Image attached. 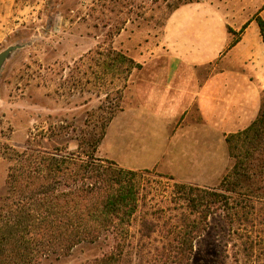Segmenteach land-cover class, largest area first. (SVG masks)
I'll return each instance as SVG.
<instances>
[{"label":"rangeland","instance_id":"1","mask_svg":"<svg viewBox=\"0 0 264 264\" xmlns=\"http://www.w3.org/2000/svg\"><path fill=\"white\" fill-rule=\"evenodd\" d=\"M19 2L18 11L0 19V53L13 45L22 46L0 73V206L8 195V175L15 159L12 149L53 153L66 147L76 152L82 139L97 132V122L114 107L121 89L122 110L106 128L96 154L125 169L151 171L143 211L149 213L147 219L157 231L143 240L141 253L132 250L128 264H161L160 253L153 249L161 245L173 222L171 211L163 212L174 207V181L168 177L179 183L216 187L234 160L225 137L223 145L220 140L214 142L215 146L210 143L207 162L193 164L187 170L181 168L168 141L174 125L161 121L155 109H137L132 87L163 75L168 56L159 46L167 21L177 8L207 3L224 14L235 41L256 15L264 19V0ZM111 50L141 67L132 68ZM227 54L225 50L210 65L195 70L214 74L224 68ZM261 89L262 107L264 82ZM141 222L139 217L133 223L134 245L142 237L138 233ZM244 239L230 233L223 215H214L208 229L194 242L189 264H264V226L253 230L250 257L243 252ZM114 243L110 235L95 244L78 245L68 257H51L39 264H86L109 252Z\"/></svg>","mask_w":264,"mask_h":264},{"label":"trees","instance_id":"2","mask_svg":"<svg viewBox=\"0 0 264 264\" xmlns=\"http://www.w3.org/2000/svg\"><path fill=\"white\" fill-rule=\"evenodd\" d=\"M253 20L264 42V19L258 14ZM111 51L132 68L141 67ZM117 94L114 107L97 122V132L82 139L76 152L66 147L53 153L12 149L8 195L0 206V264L68 257L78 245L95 244L110 235L115 241L111 250L86 264H128L133 251L141 253L143 240L156 233L149 213L143 211L151 171L125 169L96 154L106 128L122 110V90ZM226 143L234 164L218 186H195L168 177L174 181V207L163 212L170 210L173 222L153 249L160 253L161 264H189L194 242L217 214L223 215L231 234L245 238L243 252L252 256L253 230L264 226V103L255 121L227 135ZM139 217L142 237L134 245L133 223Z\"/></svg>","mask_w":264,"mask_h":264},{"label":"crops","instance_id":"3","mask_svg":"<svg viewBox=\"0 0 264 264\" xmlns=\"http://www.w3.org/2000/svg\"><path fill=\"white\" fill-rule=\"evenodd\" d=\"M21 4L0 0V19ZM256 25L251 21L234 41L223 13L203 2L183 5L169 17L160 42L168 56L163 75L132 87L137 109H155L161 121L174 125L168 141L181 168L207 162L210 143L223 145L227 135L245 130L257 118L264 42ZM225 50L224 68L198 76L195 69L207 67Z\"/></svg>","mask_w":264,"mask_h":264},{"label":"water","instance_id":"4","mask_svg":"<svg viewBox=\"0 0 264 264\" xmlns=\"http://www.w3.org/2000/svg\"><path fill=\"white\" fill-rule=\"evenodd\" d=\"M20 48H22L21 45H13L8 47L7 49H5L4 51H2L0 53V73L5 65V63L7 62L8 59L11 58V56Z\"/></svg>","mask_w":264,"mask_h":264}]
</instances>
